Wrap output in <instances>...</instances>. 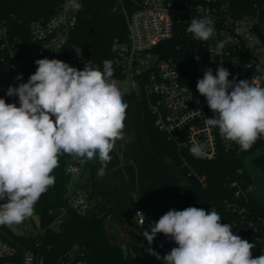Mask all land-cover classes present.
<instances>
[{
    "label": "clouds",
    "instance_id": "1",
    "mask_svg": "<svg viewBox=\"0 0 264 264\" xmlns=\"http://www.w3.org/2000/svg\"><path fill=\"white\" fill-rule=\"evenodd\" d=\"M187 32L205 42L216 36L208 16L191 18ZM220 35L225 39L216 44L217 56L233 42L226 33ZM35 63L27 82L7 89V96L18 97V106L0 98V226L19 225L34 214L36 203L55 183L52 174L61 155L98 159L97 175L102 177L110 153L124 139L128 105L113 79L111 62L104 61L102 70L88 62L82 70L58 59ZM229 76L223 66L215 75L207 68L196 87L214 114L204 119L205 124L245 152L264 139V87ZM15 79L22 81V74ZM189 151L196 158L205 155L199 142ZM221 220L215 210L170 209L142 233L146 252L163 264H264V253L254 258L255 244ZM158 234L177 245L163 257L151 247Z\"/></svg>",
    "mask_w": 264,
    "mask_h": 264
},
{
    "label": "built area",
    "instance_id": "2",
    "mask_svg": "<svg viewBox=\"0 0 264 264\" xmlns=\"http://www.w3.org/2000/svg\"><path fill=\"white\" fill-rule=\"evenodd\" d=\"M125 16L128 28L127 41L118 44L115 64L122 75L115 77L118 86L124 91L123 100L131 89L138 91L155 118L156 127L165 133L179 149L191 148L193 143L204 145V160L214 159L221 150L236 146L225 141L219 130L205 124L213 112L207 106L205 97L197 91V81L203 78L204 71L211 68L213 75L219 66L230 72L229 80H249L262 87L264 80V59L252 53L251 44L263 45L253 29L257 20H250L248 14L233 15L225 0H110ZM80 0H64V3L48 19L35 20L30 25L31 44L25 46L9 33L6 25H0V48L6 52L7 72L20 74L22 65L29 62L34 72L37 59H62L70 66L82 70L87 55L76 46L70 45V37L78 22ZM211 17L216 36L209 41H199L187 32L191 18ZM221 33L233 38L226 44L223 54L217 56L216 44L225 39ZM179 37L176 48L159 46L163 41ZM117 41V40H116ZM264 47V45H263ZM173 52V55L164 56ZM84 161L75 158L67 166L71 180L67 190L69 208L80 214L91 208L90 190L83 177ZM187 164V163H186ZM232 186L235 195L247 201L257 190L254 182L236 179ZM3 203V201H0ZM38 203V202H37ZM36 203V204H37ZM143 197L134 199V217L138 225L145 222L146 212ZM36 207V205H35ZM233 212L251 215L248 227L254 228L264 239V216L255 217L254 211L245 205L229 203ZM50 226L59 225L66 212L65 208L55 213ZM34 214H37L34 208ZM243 221V219L241 220ZM12 235L32 236L36 246L42 244V232L33 234L30 227L21 225L5 226ZM260 238V237H259ZM260 238V239H261ZM175 243L165 248L169 253ZM0 264H90L79 246L49 258L42 249L18 247L0 234Z\"/></svg>",
    "mask_w": 264,
    "mask_h": 264
},
{
    "label": "trees",
    "instance_id": "3",
    "mask_svg": "<svg viewBox=\"0 0 264 264\" xmlns=\"http://www.w3.org/2000/svg\"><path fill=\"white\" fill-rule=\"evenodd\" d=\"M63 3L64 0H0V25H6L9 33L16 36L19 43L29 46L31 23L35 20L50 18ZM225 4L229 11L238 9L255 11L264 7V0H225ZM253 29L264 45V26L257 22ZM127 36L125 16L115 2L80 0L78 22L69 43L87 55L90 64L102 70L104 61H109L114 69L113 78L121 76L122 70L115 61L118 56V44L125 43ZM178 41L179 37H174L163 41L159 46L176 48ZM170 55H173L172 51L164 54V56ZM6 56V52L0 48V98H4L8 103H16L18 106V97L7 96V89L10 85L15 87L21 82H27L29 76L34 73V69L29 62H25L20 72L23 79L17 81L15 79L17 75L7 72ZM60 60L65 62L66 58ZM262 87H264V80ZM139 100L143 129L153 151L158 156L173 161L187 177L188 183L178 188L175 201L164 208L159 207L152 196L143 197L146 217L142 225H138L135 220L134 197L131 198L121 221L137 231L133 252L126 251L116 244L108 237L103 227L104 220L113 214L114 210L94 199L97 179L92 176L86 178L90 190L91 208L84 214L69 208L67 190L71 177L67 173V166L76 157L68 154L59 157V167L52 174L55 177V183L41 196L35 207L36 213L41 217V224L47 228L41 236L42 244L36 246V238L32 236L12 235L5 226H0V234L14 243L19 251L26 248H41L49 258L58 257L77 245L84 250L85 258L90 264H163V260H158L146 252L148 244L142 233L150 230L152 222L158 221L170 209L183 210L187 207H197L206 211H217L222 218L221 223L231 224L234 234L241 236L249 243H254L255 247L252 249L254 258L264 253V239L261 238V234L247 226L251 215L233 212L227 208L229 203H237L245 205L250 211L253 210L255 217L264 216V204L256 192L245 201L242 197L235 195V188L232 186L236 179L254 182V178L246 167L245 159L258 150L260 153L252 161L264 171V139H259L250 150L245 152L239 151L236 145L230 150H221L214 159L196 158L190 153V148L179 149L165 133L156 127L155 118L147 104L141 98ZM123 166L131 190L135 191L137 187L135 167L132 164ZM87 167L88 164L85 162L83 175ZM61 208L66 209L62 222L59 225L50 226L56 215V212L51 213V211ZM128 209L131 210L130 213ZM172 243L175 242L163 234H158L151 247L163 257L168 254L165 248Z\"/></svg>",
    "mask_w": 264,
    "mask_h": 264
},
{
    "label": "crops",
    "instance_id": "4",
    "mask_svg": "<svg viewBox=\"0 0 264 264\" xmlns=\"http://www.w3.org/2000/svg\"><path fill=\"white\" fill-rule=\"evenodd\" d=\"M234 12H239V15L254 14V16L252 15L251 16L254 18L255 16L256 18H259V20L257 19V22L264 25V7L262 9L255 11H243L238 9V10H234ZM130 109L131 108L128 105L126 110V119L124 121L125 123V128L123 130L124 139L117 141L115 149L113 150L112 153H110L112 159L107 164V167L105 169V175H103L102 177L97 175L98 170L101 167L98 159H94L92 161H86L82 159L84 162H87L88 168L90 169V174L87 175L85 174L84 171L83 177L86 179L92 176L93 178L98 179L94 188V199L100 202L101 204L112 207L115 213L118 212L120 208L119 206H121L122 208L127 207L128 204L131 202L132 196L137 198V197H145L150 195L154 198V200L159 205V207L161 208L167 207L173 202L172 198H174V195H176L178 188L188 183L187 177L183 174L180 168L173 161L162 158L153 151L145 135L142 125V130L145 139L144 137L142 138V146L137 144L139 142L134 141L136 147L135 148L133 147V149L135 153H139V154L142 153V161H143L142 166L144 168L143 171L147 173V175L149 176L152 182L158 183L160 186H158L159 189H152V188L150 189L149 187L143 188L141 186V174L138 172L137 187L139 191H136V193H133V195L131 196V193H129L126 189L124 190L125 188L124 182L125 180L127 182V179H126V175L124 174L123 176L122 174L123 171L122 166L125 165L126 162L133 159L130 154H128V157H125L124 154L120 153V143L124 142L125 147L131 144L130 129L132 123H131ZM140 122L142 123L141 119ZM116 173L120 175L121 181L123 183L113 184L110 182V179ZM109 219L110 216L107 217L103 222V227L108 237L110 239H113L114 242L120 245L121 247L129 248L130 246L128 247L125 245L121 237L122 234L120 233L112 234V232L109 231V228L107 226ZM136 238H137V231L135 230L133 245L136 241Z\"/></svg>",
    "mask_w": 264,
    "mask_h": 264
},
{
    "label": "rangeland",
    "instance_id": "5",
    "mask_svg": "<svg viewBox=\"0 0 264 264\" xmlns=\"http://www.w3.org/2000/svg\"><path fill=\"white\" fill-rule=\"evenodd\" d=\"M233 15H239V12H233ZM249 15V14H248ZM252 15V14H251ZM249 15L250 20H252V16H254V14L251 16ZM256 18V16H255ZM259 20V18H256V20ZM264 26V25H263ZM250 49L252 51L253 54L257 55L259 57V59L263 60L264 59V47L263 45L261 46H256L255 44H251L250 45ZM18 86V85H17ZM124 102L127 103L130 106V114H131V133H130V140H131V144L128 145L127 147H125V143L122 142L120 143V153L124 154L125 157H128V154L131 155L133 160H130L128 162L125 163L126 164H132L135 167L136 170V177H137V173L139 172L141 174V186L143 188H147L149 187L150 189H159L158 186H160L158 183H154L151 181V179L149 178V176L147 175V173L145 171H143V166H142V153H135L133 147L135 148V143L134 141H137L139 143V145L142 146V138L144 137V133L142 130V123L140 122L141 119V111H140V100H139V95H138V91L136 89H131L125 99ZM145 139V137H144ZM260 153V150H258L257 152H254L252 154H249L246 157V167L248 168L249 172L251 173L252 177L254 178V182L256 184L257 190H256V195L259 196L261 202L264 204V171L257 167L256 165L253 164L252 159L258 154ZM118 163V162H117ZM123 171L122 174L124 176V174L126 175L124 166H122ZM144 172V173H143ZM85 174H90V169L87 167L85 170ZM127 179V176H126ZM98 180V179H97ZM125 180V177H124ZM97 182V181H96ZM110 182L113 184H121L123 183L121 181V177L118 173H116L114 176H112V178L110 179ZM125 188L129 193H131V196L133 195V193H136V191L138 190V187H136L135 191L131 190V187L129 185L128 179L127 182L125 180L124 182ZM133 197V196H132ZM140 198V197H138ZM135 199V197H134ZM174 199H176V195H174V198H172L173 202L175 201ZM129 202V201H128ZM172 202V203H173ZM129 206V204H128ZM127 207L122 208L121 206H119V210L117 213H114L110 215V219L107 223V226L109 228V231L113 233H120L122 234V239L125 243L126 246H130L129 248H124L126 251L129 252H133V242H134V234H135V228L130 227L128 224H124L121 221V218L125 216V213L127 211ZM21 225H23L24 227H30L31 232L33 234H36L38 232H42L45 230V227L41 224V217L39 214H33L31 217L26 218Z\"/></svg>",
    "mask_w": 264,
    "mask_h": 264
},
{
    "label": "water",
    "instance_id": "6",
    "mask_svg": "<svg viewBox=\"0 0 264 264\" xmlns=\"http://www.w3.org/2000/svg\"><path fill=\"white\" fill-rule=\"evenodd\" d=\"M131 212V210L130 209H128V213H130Z\"/></svg>",
    "mask_w": 264,
    "mask_h": 264
}]
</instances>
